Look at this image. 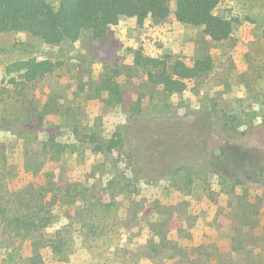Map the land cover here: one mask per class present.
Returning <instances> with one entry per match:
<instances>
[{
    "label": "rangeland",
    "instance_id": "obj_1",
    "mask_svg": "<svg viewBox=\"0 0 264 264\" xmlns=\"http://www.w3.org/2000/svg\"><path fill=\"white\" fill-rule=\"evenodd\" d=\"M174 10L173 0L165 20L141 25L100 13L105 28L72 44L56 36L0 34V264H24L30 255L28 243L5 229L2 218L13 193L29 184L36 188L31 205L52 208L48 233L68 239L63 256L48 254L46 264H174L151 256L135 221L121 225L127 201L155 193L157 185H140L127 166L126 131L140 118L179 135L189 154L182 164L206 171L186 184L183 175L171 179L179 166L174 161L146 172L168 181L164 194L173 193L174 181L180 185L187 212L170 227L185 257L195 258L193 264L264 258V0H220L214 14L231 24L221 42L203 25L177 21ZM148 58L187 65L209 58L212 69L167 96L145 84ZM16 63L22 70L8 73ZM42 64H52V71H35ZM27 71L34 76L20 94L10 80H24ZM116 133L122 149L110 146ZM225 142L246 150L262 184L237 183L234 191L230 183L218 184L209 162ZM254 223L260 226L252 230Z\"/></svg>",
    "mask_w": 264,
    "mask_h": 264
},
{
    "label": "trees",
    "instance_id": "obj_2",
    "mask_svg": "<svg viewBox=\"0 0 264 264\" xmlns=\"http://www.w3.org/2000/svg\"><path fill=\"white\" fill-rule=\"evenodd\" d=\"M172 1L59 0L57 6H51L46 0H0V34L24 32L34 38L56 36L61 41L72 44L84 37L90 38L105 28L106 21L99 16L100 13H104L106 18L134 19L140 25L148 18L160 22L169 16ZM174 2L173 15L177 21H189L209 28L210 37L214 42L228 39L231 33L230 22L214 14L220 0H174ZM145 66L147 87L160 88L163 94L170 96L181 94L188 81L196 80L209 72L212 69V61L209 58L197 59L192 65H187L180 60L148 58ZM52 68V64H42L35 68V71L45 74L50 73ZM6 70L8 73L19 72L22 67L16 63L7 66ZM33 76L32 71H27L24 80L11 78L10 85L22 94L21 91ZM126 139L127 166L134 170V175L140 179V185L152 186L155 181L157 185L153 186L155 193L138 195V200L132 198L127 201L122 227H128L135 221L138 230L145 231L147 235L144 245L151 256L164 257L174 264H193L195 258H186L183 245L177 244L171 236L173 232L171 223L182 219V211L187 212L181 207L184 194L179 193L178 181L176 183L174 181L171 186L174 187L171 196L162 192V189L167 190L168 181L164 182L163 178L153 180L146 172L174 161L179 166L171 172V179L177 176L181 181L179 175H183L182 182L186 184L192 179V174L206 171L198 164L191 166L182 164L184 159L189 158L186 144L181 141L179 135L168 131L154 118H140L133 121L127 128ZM123 143L119 133L110 140L112 149H122ZM214 153L216 154L209 162V171L211 175L217 177L218 184L230 183V189L233 191L237 183L262 184L257 169L251 165L250 158L242 146L225 142ZM259 171L262 172L263 169ZM121 179L124 182L125 178L121 177ZM109 184L111 185L112 181ZM133 186L136 187L134 184ZM35 191V186L31 184L16 190L13 193L10 209L2 210L4 228L13 231V235L20 243H28L30 255L24 264H46L44 258L46 255L62 257L64 251L68 249L67 238L48 233V229L54 223L52 208L39 210L31 205V197ZM43 191L44 193L40 194L41 202L44 201L47 193L46 189ZM129 215L131 216L128 217ZM259 226L258 223H254L252 230ZM176 258L180 260L174 261ZM246 258L252 260L253 264L254 261L264 264V258L260 255H257L255 260L250 256ZM212 261L211 258L209 263L213 264Z\"/></svg>",
    "mask_w": 264,
    "mask_h": 264
}]
</instances>
